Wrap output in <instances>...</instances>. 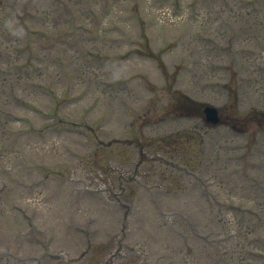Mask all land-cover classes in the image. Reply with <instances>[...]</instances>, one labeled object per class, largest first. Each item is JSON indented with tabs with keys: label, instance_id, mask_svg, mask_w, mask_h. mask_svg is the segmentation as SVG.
I'll list each match as a JSON object with an SVG mask.
<instances>
[{
	"label": "rangeland",
	"instance_id": "374dc122",
	"mask_svg": "<svg viewBox=\"0 0 264 264\" xmlns=\"http://www.w3.org/2000/svg\"><path fill=\"white\" fill-rule=\"evenodd\" d=\"M0 264H264V0H0Z\"/></svg>",
	"mask_w": 264,
	"mask_h": 264
},
{
	"label": "water",
	"instance_id": "95a60500",
	"mask_svg": "<svg viewBox=\"0 0 264 264\" xmlns=\"http://www.w3.org/2000/svg\"><path fill=\"white\" fill-rule=\"evenodd\" d=\"M207 112H208V117H209L213 122H218V121H219L218 111H217L216 109L208 108V109H207Z\"/></svg>",
	"mask_w": 264,
	"mask_h": 264
}]
</instances>
